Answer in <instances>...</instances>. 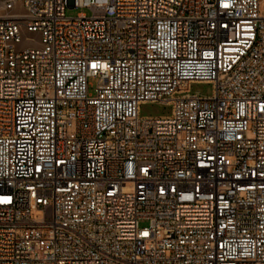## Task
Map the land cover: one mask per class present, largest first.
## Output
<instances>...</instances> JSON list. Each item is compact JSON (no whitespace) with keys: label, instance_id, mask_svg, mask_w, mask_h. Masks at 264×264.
<instances>
[{"label":"built area","instance_id":"2783aa9c","mask_svg":"<svg viewBox=\"0 0 264 264\" xmlns=\"http://www.w3.org/2000/svg\"><path fill=\"white\" fill-rule=\"evenodd\" d=\"M0 264H264V0H0Z\"/></svg>","mask_w":264,"mask_h":264},{"label":"rangeland","instance_id":"374dc122","mask_svg":"<svg viewBox=\"0 0 264 264\" xmlns=\"http://www.w3.org/2000/svg\"><path fill=\"white\" fill-rule=\"evenodd\" d=\"M81 13L85 14L87 17L91 16L89 10H67L66 16L68 18H76ZM37 38V36H33ZM37 47V46H34ZM90 95L95 96V90L98 86V81L95 79H90ZM190 93L192 95H198L200 97H211L214 93V86L209 83H195L191 86ZM172 107L163 103H148L144 104L140 108V116L141 117H164L171 114Z\"/></svg>","mask_w":264,"mask_h":264}]
</instances>
